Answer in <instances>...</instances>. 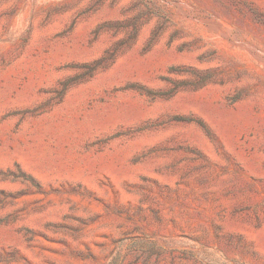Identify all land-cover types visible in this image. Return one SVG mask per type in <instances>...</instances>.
I'll return each mask as SVG.
<instances>
[{"label": "rangeland", "instance_id": "rangeland-1", "mask_svg": "<svg viewBox=\"0 0 264 264\" xmlns=\"http://www.w3.org/2000/svg\"><path fill=\"white\" fill-rule=\"evenodd\" d=\"M0 264H264V0H0Z\"/></svg>", "mask_w": 264, "mask_h": 264}]
</instances>
